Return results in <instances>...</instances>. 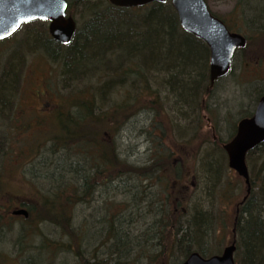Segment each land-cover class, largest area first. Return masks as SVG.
Masks as SVG:
<instances>
[{"label": "trees", "instance_id": "obj_1", "mask_svg": "<svg viewBox=\"0 0 264 264\" xmlns=\"http://www.w3.org/2000/svg\"><path fill=\"white\" fill-rule=\"evenodd\" d=\"M67 1L70 15L76 18L80 6L87 14V18L79 22L77 33L70 45L65 46L54 41L48 33L47 24L43 21H34L27 25L34 28L31 30L33 34L42 38L45 52L51 60L60 65L64 87H68L70 92V95H66V99L72 98V92L77 91L73 97L75 98L74 102L58 109L61 129H59L57 138L52 139L55 145L60 146V151L66 152L68 155L70 174L67 171L59 177L62 168L66 169L67 166L53 164L54 169L46 173L53 184L49 188L45 189L40 186L36 179H39L40 176L35 174L30 175L28 179L34 189L24 190L21 192L23 195L21 193L16 195L14 190L0 187V197L14 195L28 198L21 203L29 214L28 217H23V220H20L23 225L21 227V230L24 231L23 238L32 230V233L28 235V249L22 246L23 251L20 252L16 260L8 254L3 261L0 260V264H23L25 260V264L31 262L41 264L44 257L48 260L45 261V264H51L56 261L59 252L74 256L76 264H169V256L171 258L178 252L182 258L179 261H174L173 264H180L192 252L194 244L197 246L196 251L204 257L213 255V249L202 245V242H207L209 235L211 236L212 215L197 207L189 214L185 223L180 225V229L176 230L177 234L174 231L169 245V226L171 224V218H168L169 209L173 212L182 205L172 184L182 182L183 165L176 161H169V145L167 143L162 146L161 142H158V148L164 149V153L153 157V161H151V164L154 163L153 165L135 168L120 158L116 150L117 145L109 144L107 139H98L97 136L100 134L92 131L89 136L77 135L68 129L71 126H78V130L80 129L82 126L79 121L80 111L90 108L91 105L96 106L95 98L97 99L111 83L113 86L115 79L120 80L117 89L120 92L128 91L131 84L136 90L143 87L142 92L136 96L121 93L125 97L122 99L118 96L119 101H116V106L120 108L129 109L131 107L133 110L136 105L143 104L138 109L141 111L138 112L155 111V114L158 113V110L165 109L166 106L163 105L159 94L152 99V104L142 102V97L139 96L140 94L147 95L148 88L151 89L149 93L152 92V95L155 93L150 83L154 77L158 81L160 90L169 95L173 109L189 113L195 109L201 114L209 112V107L202 106L203 98L207 95L211 96L215 88L210 87V50L208 46L184 31L170 0L135 8L117 7L108 0ZM248 5L251 8L252 23L264 26V0H249ZM256 29H258V31L255 30L256 35L264 34V28L257 27ZM26 39L29 40L27 35L25 41ZM6 41L9 39L0 41V43L4 44ZM27 44L28 42H26V47ZM52 49L54 50L51 53ZM24 52L27 51L16 50L5 62L0 73L1 112H3L4 105H8L11 97L13 99L18 97L17 92L22 87L24 77H22L21 71L24 63L21 56L22 54L24 56ZM76 77L78 86L84 80L91 83L95 79V83L98 84L106 78H110V80L102 83L101 89H97L93 83H85L86 87L75 88L76 90L71 91V80ZM121 79L126 82L124 81V83ZM255 91L256 100L264 95V86L262 85L259 89L257 87ZM33 94L37 96L39 92L35 90ZM43 95L44 93L40 97ZM146 104L152 105L154 109L148 110L145 108ZM14 106L15 103H13V108ZM251 114L252 112L243 117ZM103 116L106 115L103 114ZM65 119L68 122L64 121ZM157 126V130L164 134L163 127ZM236 128L235 126L231 134L232 137L236 133ZM263 145L248 153V166L251 157ZM104 147H107V152ZM215 159V162L212 164L208 162L203 167L205 172L208 171L206 174L210 181L216 180L219 175L222 160L220 157H215ZM146 170H149L147 175L143 173ZM250 175L251 192L249 195L246 193V200H242L236 213L237 251L235 257L237 264H264V161L260 173L254 175V172L250 170ZM106 176H109L106 180L108 182L114 178L126 181L127 179L121 178L122 176L140 180L141 183L147 179L155 178L164 183L165 194L162 202L159 200L156 206L159 219L154 218L156 221L153 225H149L142 236L137 237H133L128 230L123 231V227L130 223H137L131 212L138 210L139 206L136 207L138 203L136 202L133 207L128 208L127 200H113L106 217L109 230L106 238L101 241L102 247L108 250V256L106 259H99L95 253H89L87 256L82 251L84 235L81 231L86 229V223L81 225L76 221L75 224V209L78 204H85L94 196L95 183L93 181L98 179L103 183L105 182L103 177L107 178ZM134 187L138 188L135 185ZM147 189L148 187L145 186L141 192L145 198L150 196L148 192L146 195ZM171 189H173V193ZM179 191L181 192V189ZM117 202L120 205H117ZM158 207L159 209H157ZM127 215L129 218H125ZM43 224L54 226L60 239H50L41 230L38 235L37 232L34 233L33 229H39ZM83 233L85 232L83 231ZM29 249L34 250L35 253L43 252L40 258L34 256L38 258V261L33 260L34 257L30 260H27L28 257H24Z\"/></svg>", "mask_w": 264, "mask_h": 264}, {"label": "rangeland", "instance_id": "obj_2", "mask_svg": "<svg viewBox=\"0 0 264 264\" xmlns=\"http://www.w3.org/2000/svg\"><path fill=\"white\" fill-rule=\"evenodd\" d=\"M96 1L91 0V2ZM207 1L215 14L224 18L232 29L250 39V45L239 50L236 54L232 73L216 84L211 96L207 95L203 98L202 106L209 107V112L201 114L197 109L191 113L173 109L169 95L160 90L158 81L154 77L150 83L155 93L153 95L152 92L149 93L151 89L148 88L147 95L140 94L139 96L142 97V102L152 104V99L159 94L163 105L166 106L165 109L158 110V113L155 114V111L138 112L141 111L138 109L143 104L133 108V110H137L136 112L131 110V107L129 109L120 108L116 106V101H119L118 96L122 99L126 94L136 96L142 92L143 87L136 90L131 84L128 91L120 92L117 90L120 80L115 79L113 86L111 83L97 99L95 98V104L100 106V110L103 111L100 113L106 116L104 124L94 125L93 133L100 134L97 136L98 139H107L109 144L117 145L116 150L120 158L135 168L153 165L154 163L151 164L153 157L164 153V149L158 148V142H161L162 146L167 143L169 145V161H176L183 165L182 182L172 184L182 205L175 211L173 210L174 213L169 209L168 218H171L169 245L174 231L180 229V225L185 223L195 207H199L198 209L212 215L213 230L211 229V236L208 237L209 245L213 249L212 254H218L233 241L237 208L247 193L244 179L229 167L222 145L232 137L230 134L234 131L238 121L244 115L255 110L258 101V99L255 100L257 91L255 89L264 86V34L262 36L255 34V30L258 31L256 28L261 26L252 23L249 0ZM76 15L77 21L79 20L78 24L87 18L82 6L78 8ZM48 27L49 23L47 22ZM31 30L34 28L25 25L12 39L4 44L0 43V53H2L0 54V73L5 62L16 50L27 51L24 52V56L23 54L21 56L24 63L21 73L24 78L22 87L17 92L18 97L11 99L8 102V108L4 105L3 112L0 111V161H3L0 162V187L14 190L16 195L24 190L34 189L28 182L30 175L33 174L40 176L39 179L36 178L40 186L45 189L51 187L52 181L46 176V173L54 169L53 164L67 166L66 169L62 168L59 177L67 171L70 174L68 155L66 152L60 151V146L55 145L52 139L57 138L59 129H61L58 109L74 102L75 98L73 97L77 91L72 92V98L66 99V95H70V92L68 87H64L60 65L51 60L45 52L42 38L33 34ZM26 35L29 40L25 41ZM26 42H28L27 47ZM37 47L39 49H35ZM109 80L110 78H106L103 82H99L100 84L95 83V79L91 83L84 80L78 86L76 77L71 80V91L75 88L86 87L85 83H93L97 89H101L102 83L109 82ZM35 90L39 92L38 98L33 94ZM42 93L44 95L40 97ZM13 103H15L14 108ZM67 108L69 109V107ZM145 108L154 109L149 104H146ZM2 115L4 117H1ZM200 115L201 118H199ZM64 121L68 122L66 119ZM157 125L163 127L164 134L157 130ZM68 129L76 134L85 130H78V126H71ZM104 150L107 152V147H104ZM23 151L24 155L22 156ZM215 157H220L222 161L218 177L216 180L210 181L207 177L208 171L205 172L203 167L208 162L211 164L215 162ZM250 160L249 170H252L254 175L260 173L264 161V145ZM148 172L149 170H146L143 173L147 175ZM108 178L109 176L103 177L105 181L103 183L98 179L93 181L95 183L94 196L89 202L78 204L75 209V224L76 221L81 225L86 223V229L81 231L84 235L82 251L87 256L89 253H95L99 259H106L108 256L101 241L106 238L109 230L106 217L113 200H127L128 208L133 207L136 202L138 203L136 206H139L138 210L131 212L137 223H130L123 227V231L128 230L133 237H137L142 236L146 228L149 225L152 226L159 219L156 206L159 200L162 202L165 194L164 183L155 178L147 179L143 183L140 180L128 179L126 176L121 177L127 179L126 181L114 178L108 182L106 181ZM134 185L138 188L135 189ZM145 186L148 187L146 191V195L147 192L150 195L148 198L141 194ZM21 195L23 194L21 193ZM25 199L28 198L14 195L0 197L1 261L8 254L16 260L20 252L23 251L22 246L28 249V235L32 233V230L23 238L24 231L21 230L23 225L20 222L23 217L12 214L13 210L24 208L21 203ZM116 204L120 205L118 202ZM222 216L224 217L222 218ZM125 218H129V216L127 215ZM24 225L26 226V224ZM40 230L50 239H60L57 229L50 224H43L39 229H33L37 235ZM175 233L177 234V231ZM33 240L36 241V239ZM42 253V251L35 253L34 250L29 249L24 257H28L27 260L34 256L40 258ZM57 257L56 261L51 264H76L75 257L71 254H60L59 252ZM181 258L177 252L171 258L169 256V264H173L174 261H179ZM44 259L45 257L40 262L41 264L48 261ZM25 263L26 260L23 264Z\"/></svg>", "mask_w": 264, "mask_h": 264}, {"label": "water", "instance_id": "obj_3", "mask_svg": "<svg viewBox=\"0 0 264 264\" xmlns=\"http://www.w3.org/2000/svg\"><path fill=\"white\" fill-rule=\"evenodd\" d=\"M119 7L132 8L167 0H109ZM182 28L204 41L210 49V87L225 76L232 67L235 52L245 48L247 38L231 32L226 24L214 16L206 0H171ZM67 0H0V41L17 32L23 23L42 19L50 21L52 38L62 44H70L77 31V22L67 15ZM264 143V96L260 98L252 116L243 118L237 126L235 137L224 144L229 166L245 179L248 194L251 191L247 153ZM28 216L26 209L13 212ZM234 233L236 228H234ZM236 237V236H235ZM235 241L225 247L222 254L205 258L194 252L181 264H236Z\"/></svg>", "mask_w": 264, "mask_h": 264}, {"label": "bare ground", "instance_id": "obj_4", "mask_svg": "<svg viewBox=\"0 0 264 264\" xmlns=\"http://www.w3.org/2000/svg\"><path fill=\"white\" fill-rule=\"evenodd\" d=\"M261 28H264V26H261ZM11 99H13V98H11ZM10 99V100H11ZM6 107L8 108V106L6 105ZM100 106H98V105H96V106H94V105H91L90 106V108H85V109H83L82 111H80V113H79V115H80V117H79V121H81V123H82V126L80 127V129L79 130H83V129H85L83 132H81L80 133V135H83V134H85V135H87V136H89V133H91L93 130H94V125H96V126H99L101 123L102 124H104V122H105V116H103V114H101L100 113ZM101 112H103V111H101ZM78 135V134H77ZM199 208V207H198ZM203 211V210H202ZM203 212H205V211H203ZM209 241L210 240H208L207 242H202V245L204 246V247H210V245H209ZM197 246L194 244V245H192V252L189 254V255H191L192 253H194V252H198V251H196V248ZM224 249H225V247H224ZM223 249V250H224ZM105 250H107L106 248H105ZM107 252H108V250H107ZM223 252V251H222ZM222 252L220 253V254H222ZM198 253H200V252H198ZM201 254V253H200ZM202 255V254H201ZM203 256V255H202ZM212 255H210V256H208V257H211ZM208 257H206V258H208ZM234 258H235V262H236V264H237V260H236V257H235V255H234ZM37 260L38 261V258L37 257H34L33 258V260ZM29 264H33V262H31V263H29ZM36 264H39V262H37Z\"/></svg>", "mask_w": 264, "mask_h": 264}, {"label": "flooded vegetation", "instance_id": "obj_5", "mask_svg": "<svg viewBox=\"0 0 264 264\" xmlns=\"http://www.w3.org/2000/svg\"><path fill=\"white\" fill-rule=\"evenodd\" d=\"M24 155V152H22V156ZM24 160V159H23Z\"/></svg>", "mask_w": 264, "mask_h": 264}]
</instances>
